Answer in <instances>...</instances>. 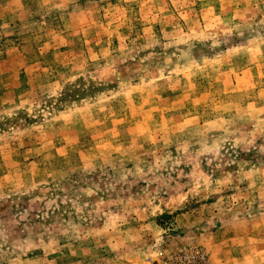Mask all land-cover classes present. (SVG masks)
I'll use <instances>...</instances> for the list:
<instances>
[{"label": "rangeland", "instance_id": "1", "mask_svg": "<svg viewBox=\"0 0 264 264\" xmlns=\"http://www.w3.org/2000/svg\"><path fill=\"white\" fill-rule=\"evenodd\" d=\"M0 264H264V0H0Z\"/></svg>", "mask_w": 264, "mask_h": 264}]
</instances>
